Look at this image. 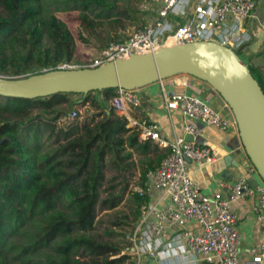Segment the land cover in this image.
Returning <instances> with one entry per match:
<instances>
[{
    "label": "trees",
    "instance_id": "trees-1",
    "mask_svg": "<svg viewBox=\"0 0 264 264\" xmlns=\"http://www.w3.org/2000/svg\"><path fill=\"white\" fill-rule=\"evenodd\" d=\"M69 11L78 12L79 25L90 33V15H115L107 0H0V75L24 77L71 61L73 36L55 15ZM245 63L264 93L262 67ZM111 92L0 96V264H134L128 253L119 254L125 245L92 233L96 208L110 210L123 199L132 153L141 158V186L164 150L140 141L136 128L109 109ZM70 103H87L93 112L61 125L63 105ZM106 167L114 174L106 177ZM129 200L131 218L123 215L112 226H133L142 199L129 191ZM105 234L114 235L110 229Z\"/></svg>",
    "mask_w": 264,
    "mask_h": 264
},
{
    "label": "built area",
    "instance_id": "built-area-1",
    "mask_svg": "<svg viewBox=\"0 0 264 264\" xmlns=\"http://www.w3.org/2000/svg\"><path fill=\"white\" fill-rule=\"evenodd\" d=\"M153 1L158 6V19L153 23L134 27L122 40L109 42L94 58L61 62L41 72L93 68L131 54L152 53L160 47L193 41H211L233 51L242 50L250 40L244 24L263 0ZM261 29L264 33V20ZM141 100L140 87H117L107 102L114 114L126 118L127 126L136 128L140 141H150L164 150L157 166L145 173L142 185L135 189L142 202L136 221L125 235L127 244L119 254L128 253L134 264H140L142 257L155 256L160 258L159 264H241L237 216L230 203L253 196L259 240L246 264H264V183L254 167L245 157L246 173L258 178L255 185L239 176L233 183H219L225 188V196L220 191L204 193L192 179L187 161L196 166L212 162L209 147L183 137L167 140L156 123L131 119L130 112ZM162 103L166 110L176 109L182 119L190 120L182 125L184 134L197 133L196 123H200L221 132L233 131L238 137L232 114H221L206 99L174 92L163 95ZM67 118H77V110L72 109Z\"/></svg>",
    "mask_w": 264,
    "mask_h": 264
},
{
    "label": "water",
    "instance_id": "water-1",
    "mask_svg": "<svg viewBox=\"0 0 264 264\" xmlns=\"http://www.w3.org/2000/svg\"><path fill=\"white\" fill-rule=\"evenodd\" d=\"M176 74L210 86L235 120L243 153L264 183V93L236 53L211 41L160 47L93 68L52 69L24 77L0 75V96L45 97L54 93L142 87ZM228 159V156L225 160Z\"/></svg>",
    "mask_w": 264,
    "mask_h": 264
},
{
    "label": "crops",
    "instance_id": "crops-1",
    "mask_svg": "<svg viewBox=\"0 0 264 264\" xmlns=\"http://www.w3.org/2000/svg\"><path fill=\"white\" fill-rule=\"evenodd\" d=\"M155 3V2H154ZM157 10V9H156ZM264 20V8L258 5L252 12L251 17L245 22V29L250 34V40L241 50L247 62L257 64V59L264 56L263 37L261 24ZM261 64V62H259ZM264 72V68H262ZM142 100L140 105L130 112L131 119L144 118L156 123L167 140L183 137L196 144L209 147L213 155V161L196 166L187 161L188 171L192 179L197 182L204 193L211 194L220 191L226 195L225 188L219 183L230 184L239 176H244L251 185L258 182L255 175L246 173V159L243 150L239 147L240 141L233 131L221 132L213 127L196 123L197 133L194 135L184 134L182 125L190 121L182 119L176 109L166 110L162 103V96H168L174 92H184L200 95L208 103L223 115H231V111L205 82L187 74H176L158 81L151 82L140 87ZM201 91H206L201 96ZM228 156V159L225 158ZM231 210L237 216L236 230L239 234V254L241 264L250 261L251 255L257 249L259 240V227L255 221V197L247 196L230 203ZM157 256L145 258V264H159Z\"/></svg>",
    "mask_w": 264,
    "mask_h": 264
},
{
    "label": "rangeland",
    "instance_id": "rangeland-1",
    "mask_svg": "<svg viewBox=\"0 0 264 264\" xmlns=\"http://www.w3.org/2000/svg\"><path fill=\"white\" fill-rule=\"evenodd\" d=\"M107 2L114 5L115 15L110 19L101 20L93 18L90 15L89 17L92 18L93 25H95L93 26L92 33L86 31L84 27L79 25L77 11L57 12L55 14L56 17L65 24L73 36L74 52L71 59L72 61L80 62L84 59L98 56L100 51L106 47V44L109 41L106 40L105 42L106 36H116L119 39H123L134 27L146 23H153L158 19L156 10L158 6L153 0H107ZM259 5L264 8V0L259 3ZM241 57H243L244 62H246L245 57L247 56H244L243 51H241ZM259 62H261V64ZM257 64L264 68V56L257 59ZM206 93V91H201V96H205ZM72 99H79V96H72ZM63 107L65 109V116L63 115L64 117L62 116L63 118H60L61 121L59 120L61 125L69 121L67 114L70 113L72 109L77 110V121L84 120L93 112L92 107L87 103L85 105H75L70 103L67 107L64 104ZM139 159H141L140 156L132 153V161L134 162L132 176L128 181L121 202L115 208L110 210L96 208L95 226L92 233L100 240L111 242L118 241L122 247L127 244H124V241L126 242L125 235L129 232L130 227L126 225L112 226L111 223L113 220H116L123 215L128 216V219L131 218L130 208L133 204L129 200V191H135L138 187V170L140 168ZM113 174L114 171L106 167V177ZM109 229L113 231L114 235L107 236L105 234ZM144 261L145 257H142L140 264Z\"/></svg>",
    "mask_w": 264,
    "mask_h": 264
}]
</instances>
